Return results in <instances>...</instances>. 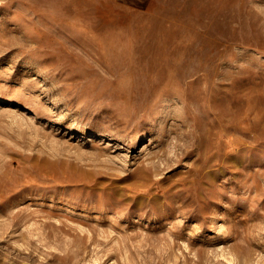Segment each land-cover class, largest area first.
<instances>
[{
    "label": "rangeland",
    "instance_id": "rangeland-1",
    "mask_svg": "<svg viewBox=\"0 0 264 264\" xmlns=\"http://www.w3.org/2000/svg\"><path fill=\"white\" fill-rule=\"evenodd\" d=\"M0 264H264V0H0Z\"/></svg>",
    "mask_w": 264,
    "mask_h": 264
}]
</instances>
